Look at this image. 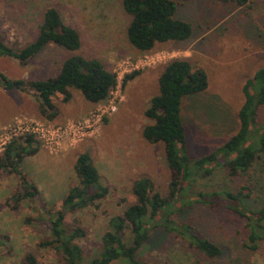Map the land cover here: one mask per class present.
<instances>
[{"label":"rangeland","instance_id":"obj_1","mask_svg":"<svg viewBox=\"0 0 264 264\" xmlns=\"http://www.w3.org/2000/svg\"><path fill=\"white\" fill-rule=\"evenodd\" d=\"M175 1L178 3L177 18L193 26L192 38L186 42L158 44L153 51L141 53L128 40L131 17L125 12L122 0H0V39L13 49H23L36 40L43 14L50 7L56 8L64 21L79 32L82 41V48L77 52L57 45L49 46L25 67L16 59L0 56V72L10 79L46 80L56 75L65 60L75 55L98 59L112 72L126 58L138 60L153 56L156 60L155 65L128 74L139 72L124 84L126 100L119 111L105 118L100 137L86 140L91 142L86 143L84 149L78 148L80 145L75 148L77 154L90 155L101 175V185L108 188L104 199L67 216L68 229L78 218L80 226L86 230V237L76 241L84 252L83 264L99 255L109 221L135 203L132 192L135 180L150 177L158 193L169 194L172 172L164 145L150 144L143 137L144 127L151 123L145 117V111L151 99L159 94V78L164 67L175 59H187L209 73V89L187 97L182 106L191 161L215 152L238 132L245 86L258 70L264 68V0H250L243 7L219 0ZM9 92L13 96L15 91ZM72 92L75 107L64 103L61 96L57 97L56 106L62 115L74 111L82 98L86 100L79 90ZM4 96L0 86V119L21 111L18 101ZM17 117L21 116L13 118L11 123ZM258 121L264 124V106L259 110ZM63 154L53 157L39 148L37 156L24 158L18 167L27 177L31 175L41 182V197L47 204L46 210L52 214L59 209L69 189L81 185L75 173L74 155L71 153L60 160ZM243 186L253 190L251 197L241 202L244 207L250 210L263 208L264 155L251 172L231 177L222 167L209 178L194 183L188 193L191 196L222 191L237 193ZM95 190L97 186L91 188V191ZM7 202L2 208L5 216L0 217V264H20L30 252L43 264H63L62 257L54 250L38 248L40 242L51 239V229L40 203L26 200L19 210H12ZM227 205L228 202L222 200L215 207L201 202L188 204L173 217L179 223L190 224L217 244L223 251L220 257L209 259L173 234L159 229L154 232L149 245L141 250L138 259L145 264H264V243L255 253L245 249L246 222ZM27 219L33 221L27 224ZM11 234L16 236L12 241Z\"/></svg>","mask_w":264,"mask_h":264},{"label":"trees","instance_id":"obj_2","mask_svg":"<svg viewBox=\"0 0 264 264\" xmlns=\"http://www.w3.org/2000/svg\"><path fill=\"white\" fill-rule=\"evenodd\" d=\"M219 1L240 7L250 2ZM122 3L131 17L128 40L141 53L153 51L158 44L186 42L193 36L192 24L177 18L178 3L175 0H122ZM51 45L71 52L82 48L79 32L68 25L54 7L46 9L36 40L23 49L15 50L0 39V56L16 59L20 66L25 67ZM137 75L139 72L128 75L125 85ZM116 83V75L102 61L76 55L65 60L60 71L46 80H13L0 72V86L7 91L34 94L40 102L41 115L48 121H53L59 114L53 100L55 96H61L62 101L67 103L72 99L70 89H76L87 101L101 104L108 100ZM209 87L207 70L187 59H175L164 67L159 78V94L151 99L145 111V117L151 123L144 127L143 137L150 144L164 145L166 161L172 172L169 194L163 196L158 193L150 177L135 180L132 187L135 203L122 215L109 221L108 230L102 237L101 251L88 264H145L138 259V255L159 229L173 234L203 256L216 259L223 254L217 244L190 224L179 223L173 217L188 204L201 202L215 207L221 200L228 202V209L239 214L246 222L248 238L244 243L245 249L254 253L259 251L264 243V207L250 210L241 203L251 197L253 190L250 186H243L237 193L222 191L199 196L189 195L188 189L222 167L231 177L249 173L264 155V124L258 121L259 110L264 106V68L258 70L245 86V102L239 111L238 132L215 152L191 161L182 106L187 97L204 93ZM38 151V146L34 147V140L29 137L23 143L13 142L0 157V171L5 170L7 175L16 174L19 177V184L9 200L12 204L8 201L7 205L12 210H19L26 200L38 201L45 210L46 222L51 229V239L40 242L38 248L54 250L62 257L63 264H83L84 252L76 241L86 237V230L80 226L78 218L68 229L67 216L75 215L104 199L108 188L101 185V175L90 155L81 154L75 165L81 185L71 187L59 209L52 214L46 210L47 204L37 186L18 169L25 157L34 156ZM93 186H97V190L91 191ZM32 221L27 219L26 223ZM5 238L9 239L8 236ZM20 264L43 263L30 252L21 259Z\"/></svg>","mask_w":264,"mask_h":264},{"label":"built area","instance_id":"obj_3","mask_svg":"<svg viewBox=\"0 0 264 264\" xmlns=\"http://www.w3.org/2000/svg\"><path fill=\"white\" fill-rule=\"evenodd\" d=\"M156 64L153 56L134 60L126 58L118 63L113 72L116 86L111 91L106 103L92 111L86 118L57 125L28 117H17L0 132V155L15 141H25L29 137L53 156L63 154L67 149H75L88 139L100 137L105 118L116 114L125 102V79L131 71H141Z\"/></svg>","mask_w":264,"mask_h":264},{"label":"crops","instance_id":"obj_4","mask_svg":"<svg viewBox=\"0 0 264 264\" xmlns=\"http://www.w3.org/2000/svg\"><path fill=\"white\" fill-rule=\"evenodd\" d=\"M72 90L73 89H70L71 94L74 95ZM3 91H4V95H5L4 97L13 98L14 100L19 102V107L21 108V111H19L18 114L10 115L6 119H0V120H2V121H0V132L5 126L11 124V121L16 116H29V118H34L37 120L45 121V120L41 119L44 117L40 113V102L38 101V98L34 94H28V93H23L20 91H15L12 94L13 96H11V95H9V93H10L9 91L4 90V89H3ZM6 91H7V94L5 93ZM57 97L59 98L60 96H55L53 98L55 105H57L56 101L58 102ZM85 101L86 100H84L82 98V100L79 101L80 103H79L78 107H76V109L74 111H72L70 114L64 113V115H62L61 113H59L57 118H55L52 121V123L53 124H60V123H56V122H61V124H65L66 122L71 121V120L77 121V120H81V119L86 118L88 116L87 114L91 110L95 109V107L98 104H94V103H91L89 101H88V103H86ZM70 103H71V107H75V103L73 102V97L66 104L69 105ZM59 112H60V109H59ZM44 119H46V118H44ZM48 122H51V121H48ZM88 142H91V141L84 142L78 148L84 149L87 145L86 143H88ZM76 149L66 150L65 153L59 159L64 160L72 153L71 155H74L73 159L76 162L78 157L80 156V154H77ZM37 155H38V152L34 156H27L25 158H32V157H35ZM49 155L53 156L50 153H49ZM53 157H55V156H53ZM57 157H59V156H57ZM5 172H7V171H5V170L0 171V217H3V215H4L2 208L6 207L5 203L8 201L9 198H11L10 196H8V194H10V192H12L19 184V177L16 174L7 175ZM3 174H6V175H3ZM28 179L32 184L37 186V188L39 189L40 192L42 191V189H41L42 185H41L40 181H37V179L31 175H29ZM5 196H8V197L5 198ZM3 223H7V221H3ZM15 237H14V234H11V241L14 240ZM19 245L22 246L23 244H19ZM12 247H14L13 244H12Z\"/></svg>","mask_w":264,"mask_h":264}]
</instances>
